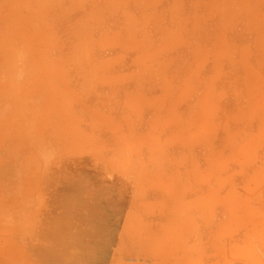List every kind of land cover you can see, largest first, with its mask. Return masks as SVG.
Returning <instances> with one entry per match:
<instances>
[{"label": "crops", "instance_id": "crops-1", "mask_svg": "<svg viewBox=\"0 0 264 264\" xmlns=\"http://www.w3.org/2000/svg\"><path fill=\"white\" fill-rule=\"evenodd\" d=\"M263 258L264 0H0V264Z\"/></svg>", "mask_w": 264, "mask_h": 264}, {"label": "water", "instance_id": "water-1", "mask_svg": "<svg viewBox=\"0 0 264 264\" xmlns=\"http://www.w3.org/2000/svg\"><path fill=\"white\" fill-rule=\"evenodd\" d=\"M118 230V223L116 220L111 221L110 223H107L104 227L103 236H104V242L100 249V255L99 259L101 262L105 263L111 253V249L113 246L114 238L117 234ZM129 263H147V261H141V260H125Z\"/></svg>", "mask_w": 264, "mask_h": 264}, {"label": "rangeland", "instance_id": "rangeland-1", "mask_svg": "<svg viewBox=\"0 0 264 264\" xmlns=\"http://www.w3.org/2000/svg\"><path fill=\"white\" fill-rule=\"evenodd\" d=\"M23 46V45H22ZM22 47H20V45H19V47H18V55H21V53L23 52V53H25V50H24V48L23 49H21ZM23 50V51H22ZM18 63H19V67L21 68L22 67V70H25V67H26V65L28 64L27 62H24V61H22L21 63H20V58H19V60H18ZM19 68V69H20ZM25 94H23V99L25 98ZM68 176V177H67ZM71 175H70V173L69 174H66V178L67 179H69V177H70ZM100 196V195H99ZM264 259V258H263Z\"/></svg>", "mask_w": 264, "mask_h": 264}]
</instances>
